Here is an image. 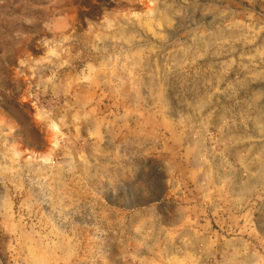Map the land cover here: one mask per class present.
I'll list each match as a JSON object with an SVG mask.
<instances>
[{"label":"rangeland","instance_id":"rangeland-1","mask_svg":"<svg viewBox=\"0 0 264 264\" xmlns=\"http://www.w3.org/2000/svg\"><path fill=\"white\" fill-rule=\"evenodd\" d=\"M0 264H264V0H0Z\"/></svg>","mask_w":264,"mask_h":264}]
</instances>
